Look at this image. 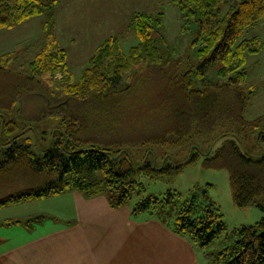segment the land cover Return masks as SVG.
<instances>
[{
  "label": "trees",
  "instance_id": "16d2710c",
  "mask_svg": "<svg viewBox=\"0 0 264 264\" xmlns=\"http://www.w3.org/2000/svg\"><path fill=\"white\" fill-rule=\"evenodd\" d=\"M59 1L0 0V29L15 27L36 15H46L41 24L43 43L30 60L29 74H24L23 83L43 88L54 86L58 95L52 94V98L108 103L125 97L138 75L155 71L156 78L163 79L162 88L148 106L139 107V114L135 110V118L148 119L160 110L161 126L157 132L147 129L146 136L129 139L126 145H176L224 123H236L243 129L257 126L255 138L262 148L259 156L244 152L234 139H225L214 153L204 158L203 164L228 171L232 199L237 206L253 204L264 211V114L255 121L244 118L253 93L252 87L245 88L247 55L264 48L258 36L244 34L248 27L264 19V0H233L232 8L223 16L219 4L226 0H171L196 23L195 62H188L184 71H180L184 60L163 56L158 44V40L164 41L162 12H136L130 27L139 43L125 53L116 37L106 38L95 48L76 82L66 63V51L55 33V7ZM153 32L158 37H153ZM12 56L11 52L0 55L1 73L8 72ZM216 65L215 77L208 76V69ZM17 95L13 94V100ZM88 120L78 113L62 116L63 131L53 137L42 154H35L31 140L23 135H13L5 141L0 151V208L72 191L87 199L103 195L110 207L129 206L132 216L144 213L187 237L208 264H264V221L235 228L219 242L218 249H210L226 230L214 201H202L197 194L183 199L172 189L162 194L148 192L138 178L141 175L151 180L172 177L195 162L198 152H191L184 162L165 160L156 166L144 160L136 164L125 153L124 144L108 138L81 137L88 128ZM0 127L13 132L16 123L2 118ZM46 219V215L39 214L9 220L7 224L32 227Z\"/></svg>",
  "mask_w": 264,
  "mask_h": 264
},
{
  "label": "rangeland",
  "instance_id": "374dc122",
  "mask_svg": "<svg viewBox=\"0 0 264 264\" xmlns=\"http://www.w3.org/2000/svg\"><path fill=\"white\" fill-rule=\"evenodd\" d=\"M232 2L233 0H226L219 4L220 16L232 8ZM136 12H162L161 32L164 41L158 40V44L163 56L182 58L184 61L180 71L186 69L188 62H195L197 45L193 40L196 36V23L180 5L171 0H60L55 7V33L66 51V63L73 73L74 82L79 80L95 48L106 38L116 37L125 53L139 43L130 27L131 18ZM45 20V14L36 15L15 27L0 29V55L7 52L13 55L7 66L8 72H0V119L16 123L13 132L0 127V151L4 148L5 141L20 134L31 140V148L35 154H42L51 145L53 137L63 131L60 126L61 117H68L73 113L82 114L89 119V125L81 137L108 138L116 144H124L125 153L136 164H141L144 160H149L156 166L165 160L184 162L191 152L199 153L195 162L186 165L172 177L151 180L141 175L138 178L148 192L162 194L172 189L179 192L183 199L197 194L202 201H214L222 214L226 230L218 235L210 249H218L219 242L235 228L264 221V211L253 204L239 207L234 203L225 168L203 164L204 158L214 153L225 139H234L244 152L254 157L259 156L262 148L255 138L257 126L250 125L243 129L236 123H224L206 134L194 135L176 145H126L125 142L129 139L144 137L151 130L157 132L161 126L159 119L163 117L160 116V110H156L148 119L137 120L135 115L136 112L139 114V107L148 106L155 98L162 88L163 79L159 76L156 78L155 71H148L135 78L133 88L122 99L93 104L71 97L52 98V94L58 95L54 86L43 88L38 84L25 85L23 81L24 74H29L28 64L44 40L41 24ZM254 35L264 42V19L245 30V37ZM153 37H158V33L153 32ZM245 66V88L248 90L252 87L253 93L244 110V118L255 121L264 114V48L258 53L248 54ZM217 68V65L210 67L207 75L215 77ZM13 94H18L14 100ZM72 201L71 193L66 192L0 208V236L5 237L20 226L12 224L6 227L2 225L8 223L6 220H23L35 214L46 215V220L60 224L65 218L74 215L76 207ZM200 259L203 264H208L203 253Z\"/></svg>",
  "mask_w": 264,
  "mask_h": 264
},
{
  "label": "crops",
  "instance_id": "0c3cea01",
  "mask_svg": "<svg viewBox=\"0 0 264 264\" xmlns=\"http://www.w3.org/2000/svg\"><path fill=\"white\" fill-rule=\"evenodd\" d=\"M69 193L76 207L71 218L18 224L0 236V264H203L187 237L158 220L134 217L129 206L112 208L103 195Z\"/></svg>",
  "mask_w": 264,
  "mask_h": 264
}]
</instances>
